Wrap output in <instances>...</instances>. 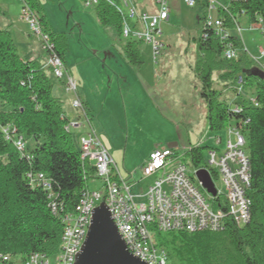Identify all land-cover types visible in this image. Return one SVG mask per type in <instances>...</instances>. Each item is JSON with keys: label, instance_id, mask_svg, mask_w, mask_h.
Wrapping results in <instances>:
<instances>
[{"label": "trees", "instance_id": "trees-1", "mask_svg": "<svg viewBox=\"0 0 264 264\" xmlns=\"http://www.w3.org/2000/svg\"><path fill=\"white\" fill-rule=\"evenodd\" d=\"M198 1L205 9L208 0ZM24 3L36 14L63 63L66 37L50 31L37 0ZM94 12L102 28L113 27L121 38L120 20L112 8L100 3ZM216 17L226 39L222 42L213 30L201 27L198 57L191 70L201 85L208 132L217 138L236 125L244 137L250 167L246 191L250 219L244 227L228 223L220 233H156L155 246L166 252V264H264V66L250 59L241 40L232 34L242 18L254 26L264 24V0H228L217 8ZM138 46L128 40L121 46L125 61L133 68L142 65ZM226 46L236 52L235 60L225 59ZM213 73H219L218 79L227 89L241 77L242 91L252 93L248 101L233 89L234 99L225 103L222 92L213 86ZM51 91L50 71L37 61H23L9 31L0 28V126L11 127L7 141L0 132V255L9 256V264H24L34 253L46 257L57 254L62 227L51 215V201L70 212L89 180H97L93 167L82 163L71 135L64 130L69 120ZM84 113L89 117L85 108ZM19 137L26 143L25 155L18 154L12 145ZM28 142L33 143L31 148ZM205 149L197 146L187 150L185 156L192 166L202 165ZM39 175L48 183V190L38 184Z\"/></svg>", "mask_w": 264, "mask_h": 264}, {"label": "built area", "instance_id": "built-area-1", "mask_svg": "<svg viewBox=\"0 0 264 264\" xmlns=\"http://www.w3.org/2000/svg\"><path fill=\"white\" fill-rule=\"evenodd\" d=\"M20 1L21 20L27 24L32 38L40 43L47 57L42 69L49 70L54 80L63 81L66 92L75 98L72 109L80 113V118L90 130L87 135L78 136V151L82 163L93 167L100 185L95 190L87 187L70 212L63 211L61 206L51 201V215L59 219L62 227L59 252L50 257L40 253L31 254L24 264H51V259H54L53 264H75L89 231L93 210L101 203L105 204L126 251L145 264L167 263L166 252L155 246L151 233H220L228 223L236 227L248 224L250 202L246 191L250 186V167L245 140L236 125L225 131L224 151L219 153L221 139L214 138L216 146L208 150L201 167H195L190 174H187L186 167L179 162L173 150L166 148L152 152L139 168V173L142 180L155 175L159 177L145 193L133 196L131 186L121 178L117 166L90 127L89 117L85 115L78 98V87L67 76L64 64L43 33L36 14L26 6L24 0ZM100 3L117 13L121 38L149 45L152 59L156 60L163 48L161 26L169 20L170 10L166 0H155L157 10L154 13L138 10L134 0H87V4L93 8ZM184 4L189 8L194 7L193 0H185ZM218 7L221 5L214 0L207 1L201 27L213 30L223 42L226 35L221 31L216 17ZM257 27L264 40V24L259 23ZM241 31L240 25L235 24V36L239 39ZM224 54L228 61L237 57L230 46H226ZM258 56L264 58V46L258 48ZM233 86L240 93L243 79L238 77ZM250 103L257 107L253 100ZM81 127L80 121L69 122L64 130L71 135ZM10 131V125L0 126L6 141L9 140ZM12 145L18 154L25 155L27 148L22 137L14 139ZM199 171H205L210 176L214 196L208 194L197 180ZM37 182L43 189H49L41 175L37 177ZM216 182L220 183L221 189L216 188ZM0 261L9 264L11 259L7 255H0Z\"/></svg>", "mask_w": 264, "mask_h": 264}, {"label": "rangeland", "instance_id": "rangeland-1", "mask_svg": "<svg viewBox=\"0 0 264 264\" xmlns=\"http://www.w3.org/2000/svg\"><path fill=\"white\" fill-rule=\"evenodd\" d=\"M37 1L40 15L45 17L50 31L62 33L66 37L67 48L64 56L69 64L79 65L77 73L83 80L79 92L83 93L94 106V111L89 115L91 127L119 173L122 175L124 168H131L127 172H132L149 157L151 151L166 149L168 144L175 140L178 142V148L174 150L176 157L186 167L187 174L192 173L195 167L185 156L189 148L185 136L189 135L190 142L194 146L191 136L193 130L201 128L202 134L205 133L204 104L200 97L201 85L190 70L198 57L197 45L201 36V23L198 19H202L205 13L199 1L193 0L194 7L189 8L184 4L185 0H166L170 14L169 23L161 26L163 48L156 60H153L150 46L140 44L138 48L142 65L139 69L127 65L120 51L124 40H119L118 45L114 28H102L98 24L94 8L87 4V0ZM214 1L222 5L228 0ZM134 4L139 10L147 13H153L157 9L155 0H134ZM21 6L20 0H0V22L6 21L11 22L12 26L15 25L17 36L20 37L13 35L16 42L14 46L18 55L23 58V50L28 42L34 41L40 50H43L40 43L33 40L27 24L21 20ZM241 25L240 39L243 40L245 50L250 57L257 60L259 65L264 66V58H260L256 50V47L264 46L261 32L256 29L248 30L247 24ZM109 38L108 44L112 48V54L118 60L115 71H120L116 73L101 64L103 55L100 59L91 58L94 50L100 51L95 49L99 45L97 41L107 43ZM121 67H125L126 73L121 71ZM69 69L72 71L70 66ZM139 74L146 78L153 77L151 81L154 79L156 83L157 96L166 97L165 104H159L155 93L146 91L145 87L138 83ZM218 78L219 73H213V86L222 92V100L228 104L235 97L234 86L232 84L227 89ZM142 80L144 81L143 78ZM130 82L132 84H128ZM52 93L56 97L59 96L56 91ZM251 94L250 91H240L237 95L243 96L248 101ZM66 95L60 100V107L64 112L67 110L66 101H70V96ZM79 121L82 129L71 133L76 150H78V133L83 134L86 129L88 130L83 118ZM216 137L221 138L219 153L223 152L226 142L225 131L217 134ZM32 146L33 143L28 142L27 147ZM200 146L206 148L203 151L206 161L208 150L216 146L213 135L209 134L207 140ZM158 177L159 175H155L141 180L137 172L133 180L136 185L133 186L135 188L130 189L131 194L137 196L140 192L145 193L148 189L146 186L153 184ZM215 186L221 189L219 182H216ZM87 187L95 190L99 189L100 185L97 180H89ZM201 193L207 198L203 191ZM151 236L155 244H158L157 234L151 233ZM53 262L54 259H51L50 263Z\"/></svg>", "mask_w": 264, "mask_h": 264}, {"label": "crops", "instance_id": "crops-1", "mask_svg": "<svg viewBox=\"0 0 264 264\" xmlns=\"http://www.w3.org/2000/svg\"><path fill=\"white\" fill-rule=\"evenodd\" d=\"M157 8V7H156ZM138 9V8H137ZM139 10V9H138ZM157 10V9H156ZM155 10V11H156ZM140 11H142V10H140ZM154 13V12H153ZM169 23V20H168V22H166V23H164V24H162V26L163 25H165V24H168ZM241 24H247V27H248V30H251V29H256V30H258L259 31V28L257 27V26H254V25H251L250 24V22L248 21V19L247 18H242V19H240V27L242 26ZM0 28L1 29H6V30H8L9 31V33H10V36H11V39H12V41H13V44L15 45V40H14V38H13V35L15 34L16 36L18 35L17 34V31L15 30V25L13 24V26H12V23L11 22H6L5 21V23H2V22H0ZM80 32H81V29H80ZM162 32V31H161ZM62 34V33H61ZM232 34H234V35H236L235 34V32H234V30L232 31ZM242 35V34H241ZM65 36V35H64ZM116 36H117V40H118V45H119V40H121L122 38H119L118 37V35H117V33H116ZM17 37H20V36H17ZM27 37H28V35H27ZM113 37V36H112ZM30 39H31V37H29ZM34 40V39H33ZM83 41V39H81V42ZM108 41H110V38H109V40H107V43L105 42V41H101V40H99V41H97L98 42V44L99 45H97V47H95V49H98V50H100L99 52L98 51H93L92 52V55L93 56H91V58L92 59H100V57L103 55V61H101V64L104 66V67H107L110 71H112V70H116L117 68L115 67L116 66V64L118 63V60L116 59V56H114L113 54H112V48L110 47V45L108 44ZM128 41H131V40H128ZM133 42H137L139 45L140 44H143V43H141V42H138V41H133ZM242 42V46H243V48H244V50H245V47H244V44H243V40L241 41ZM83 45H86V44H83ZM262 46V45H261ZM261 46H258V47H256V50H257V53H258V48L259 47H261ZM17 47V46H16ZM94 48V47H93ZM149 48V47H148ZM120 51H121V54H122V56H123V59H125V57H124V54H123V52H122V49H121V47H120ZM245 52L247 53V55H248V57H250V55L248 54V52L245 50ZM23 58H21L23 61H37L38 62V64L40 65V67H44L45 66V64H46V59H47V57H46V54H45V52L44 51H41L40 50V48H39V46L37 45V43H35L34 41L32 42H28L27 43V47L25 48L24 47V50H23ZM250 58H252V57H250ZM253 60H254V58H252ZM256 60V59H255ZM254 60V61H255ZM63 63H64V67H65V69H66V73H67V76L77 85V87H78V98H79V100L81 101V103H82V105H83V108H85V109H87V112L89 113V115H91L92 114V112L94 111L93 110V108H94V106L91 104V102L89 101V99H86L85 97H84V94L82 93V94H80V92H79V90L81 89V86H83V80H82V78H81V75L79 74V73H77V68H78V64L76 63H73V65H71V64H69V62H68V60H66V57L65 56H63ZM126 62V61H125ZM127 63V62H126ZM256 63H257V60H256ZM258 64V63H257ZM128 65V64H127ZM259 65V64H258ZM69 66L71 67V69H72V71L69 69ZM129 66V65H128ZM261 66V65H260ZM133 68V67H132ZM68 69L70 70V71H68ZM137 69H139V68H137ZM191 70V69H190ZM117 71H120V70H117ZM117 71H115V73L117 72ZM121 71L123 72V73H126V69H125V67L123 68V67H121ZM139 71H141V70H139ZM192 71V70H191ZM80 75V76H79ZM139 76L141 77V78H139ZM139 76H138V83L140 84V85H142V86H144L145 88V90L146 91H151V92H153V93H155V98L157 99V102H159V104H161V105H163V104H165L166 102H165V100H166V97H163V98H161V97H158L157 96V93H156V83L154 82V79H152V81H151V78H153V77H151V78H146V77H143V75H140L139 74ZM142 78L144 79V81L142 80ZM52 77H51V82H52ZM54 80V79H53ZM142 81L144 82V83H142ZM128 84H132V82H130V83H128ZM201 88V87H200ZM54 91H56L57 92V94H59V96H54L53 95V93H52V95H53V97H55L56 99H58L59 100V102H60V100H61V98L63 97V96H65L66 94L67 95H69L70 96V101L69 100H67L66 101V106H67V110L64 112L63 110H62V108H61V110L63 111V113L65 114V116L67 117V119L69 120V122L70 123H73V122H77V121H79V119L81 120V118H80V114L77 112V113H75L74 112V110L72 109V103H73V101H74V96H72L70 93H67L66 92V90H65V87H64V83H63V81H57V80H54L53 82H52V91L51 92H54ZM152 93V94H153ZM201 94V93H200ZM66 95V96H67ZM201 97V96H200ZM202 100V99H201ZM203 101V100H202ZM203 104H204V109H203V115H204V119H205V133L204 134H202V132H201V128H199V130L196 128V131H194L193 130V134H191V136H192V138H193V142H194V146H192V144H191V142H190V137H189V135L187 134L185 137H186V141H187V144L189 145V148L188 149H190V148H192V147H197V146H200L203 142H205L206 140H207V136L210 134L209 132H208V130H207V124H206V104L204 103V101H203ZM90 120V119H89ZM89 124H90V127H91V123L89 122ZM88 127V126H87ZM92 128V127H91ZM81 129H82V127H81ZM93 130V129H92ZM89 129L87 130L86 129V132L85 133H83V134H81V133H78V135L77 136H81V135H87L88 133H89ZM94 131V130H93ZM76 132H79V130L78 131H76ZM94 133H95V131H94ZM213 140H214V136H213ZM178 142H177V140H175V141H171L169 144H168V146H167V149H171V150H175V149H177L178 148V144H177ZM216 145V144H215ZM160 149V148H159ZM159 149H155V150H159ZM187 149V150H188ZM155 150H153V151H151L150 153H149V155L152 153V152H154ZM148 159V158H147ZM147 159H145L140 165H139V167H137L136 169H133V171L132 172H127V171H129L131 168H128V169H126V168H124L125 170L123 171V174L121 175L120 173V176H121V178L126 182V183H128L130 186H131V188H135V187H133L134 185H136V183H133V180H134V178H135V175H136V173L138 172V174H139V176H140V173H139V168L144 164V162L147 160ZM152 178V177H151ZM140 179H141V176H140ZM142 180V179H141ZM144 180V179H143ZM152 184V183H151ZM150 184V185H151ZM149 185V186H150ZM149 186H146V188L147 187H149ZM142 192H140V193H138V195L139 194H141Z\"/></svg>", "mask_w": 264, "mask_h": 264}, {"label": "water", "instance_id": "water-1", "mask_svg": "<svg viewBox=\"0 0 264 264\" xmlns=\"http://www.w3.org/2000/svg\"><path fill=\"white\" fill-rule=\"evenodd\" d=\"M202 188L215 195L210 176L205 171L196 175ZM75 264H145L132 257L125 248L104 203L93 210L91 225Z\"/></svg>", "mask_w": 264, "mask_h": 264}]
</instances>
